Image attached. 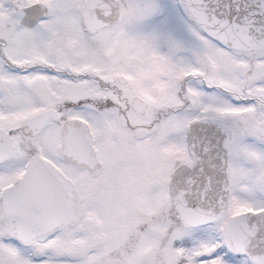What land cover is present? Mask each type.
Instances as JSON below:
<instances>
[{
	"label": "snow or ice",
	"instance_id": "6c2138e0",
	"mask_svg": "<svg viewBox=\"0 0 264 264\" xmlns=\"http://www.w3.org/2000/svg\"><path fill=\"white\" fill-rule=\"evenodd\" d=\"M0 264H264V0H0Z\"/></svg>",
	"mask_w": 264,
	"mask_h": 264
}]
</instances>
